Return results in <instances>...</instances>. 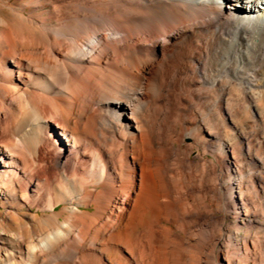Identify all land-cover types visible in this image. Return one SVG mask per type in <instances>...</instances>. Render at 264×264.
<instances>
[{
  "label": "bare ground",
  "instance_id": "bare-ground-1",
  "mask_svg": "<svg viewBox=\"0 0 264 264\" xmlns=\"http://www.w3.org/2000/svg\"><path fill=\"white\" fill-rule=\"evenodd\" d=\"M0 264H264V0H0Z\"/></svg>",
  "mask_w": 264,
  "mask_h": 264
}]
</instances>
